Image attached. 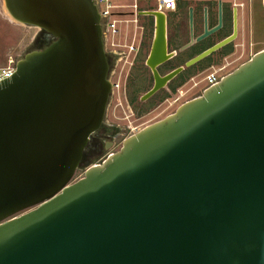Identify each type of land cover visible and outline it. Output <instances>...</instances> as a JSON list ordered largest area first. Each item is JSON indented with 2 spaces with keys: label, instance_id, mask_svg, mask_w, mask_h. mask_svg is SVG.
Segmentation results:
<instances>
[{
  "label": "water",
  "instance_id": "95a60500",
  "mask_svg": "<svg viewBox=\"0 0 264 264\" xmlns=\"http://www.w3.org/2000/svg\"><path fill=\"white\" fill-rule=\"evenodd\" d=\"M51 37L0 80V264H264V48L71 182L111 85L94 0H2ZM192 37L198 42L222 23ZM160 46L147 63L160 77ZM233 32L189 59L192 66ZM167 58V57H166Z\"/></svg>",
  "mask_w": 264,
  "mask_h": 264
},
{
  "label": "flooded vegetation",
  "instance_id": "af4514ba",
  "mask_svg": "<svg viewBox=\"0 0 264 264\" xmlns=\"http://www.w3.org/2000/svg\"><path fill=\"white\" fill-rule=\"evenodd\" d=\"M217 2L218 0H200L192 4L188 0H178L172 16L161 12L165 23V59L155 66V70L160 77H164L178 67L182 69L165 85L144 99L143 96L155 86L153 69L148 65L147 60L154 45L161 48V30L154 15L141 14V12L154 11L152 8H139L136 4L135 11L132 9L127 12L125 16H135L133 29L128 33L130 39H121L119 46L105 49L107 77L111 85L107 106L112 109L109 112L112 120L102 123L90 136L82 160L87 156V152L99 155L111 142L123 141L128 135L133 134L137 125L158 121L191 98L200 95L205 89L203 77L194 81L192 68L195 67L196 70L200 68V73L218 69L219 74L224 73L219 77H223L236 68L232 65L244 56V53L253 55L251 42L234 43L239 36L238 9L235 8L236 37L194 65L185 66L189 59L232 34L234 6L231 1L221 0V27L208 37L190 45L189 10L192 9V37L195 39L204 32L205 20L208 29L218 24ZM195 25L198 27L197 33H195ZM50 40L51 37L44 33L38 41L47 43ZM194 87L198 90L196 92L194 90L192 92L194 96L190 97ZM167 110H170V113L163 115Z\"/></svg>",
  "mask_w": 264,
  "mask_h": 264
},
{
  "label": "rangeland",
  "instance_id": "374dc122",
  "mask_svg": "<svg viewBox=\"0 0 264 264\" xmlns=\"http://www.w3.org/2000/svg\"><path fill=\"white\" fill-rule=\"evenodd\" d=\"M188 1L194 4L195 2L200 0H188ZM223 1L233 2V0H228V1L223 0ZM235 1L242 2L243 8H238L237 24H238L239 36L234 41V43H242L243 41V43L246 44L245 43L246 41L251 42L253 45L252 52L254 54L260 49L264 48V6L261 5L260 0H235ZM113 3L121 4V5H129V4H133L134 0H113ZM136 3L138 4L139 8H153L155 6L154 0H137ZM3 9H4L3 1L0 0V66L4 65L5 60L9 55L18 60L26 52L35 49H41L45 45L44 41L41 42L38 41L39 37H41L42 34L44 35V32L39 31L37 28L34 27L25 26L22 24L20 25L19 23L18 24L12 23L5 16ZM131 9L132 8L128 6L115 9L117 13L115 15V18L117 19L133 18L132 16H125L127 12L130 11ZM166 13L168 16H172L174 14V12H166ZM123 28L124 25L122 26V29ZM131 29H133L132 23L129 24V30ZM197 32H198V27L195 25V33ZM241 33H243V36H241ZM129 37H130L129 34H127L125 39L129 40L130 39ZM121 39H123V33L120 34V36H118V40L121 41ZM251 56L252 55H250L249 53L248 54L244 53V56H242L238 61H236V63H234L232 67L236 66L237 68L240 64L247 61ZM207 72L208 71L200 73V68L196 70L195 67L191 69V74L195 75L193 76L194 81L200 80ZM222 74L220 73L218 74V76L219 75L221 76ZM194 90L196 92V90H198L197 87H194V89L191 90L190 97L194 96V93H192ZM111 110L112 109L109 108L108 106L106 107L103 123H107L110 120H112V117L110 116L109 113ZM166 113H170V110L165 111L163 115ZM146 125H137L134 132L142 129ZM121 146H122V141H115V142H111V144L107 148H103L99 155L91 154L87 152V156L80 162L78 168L75 170L73 177L71 178V182H74L80 179L81 177H83L85 169L87 167L94 164H100L103 160H105V158H107L108 155L118 151Z\"/></svg>",
  "mask_w": 264,
  "mask_h": 264
},
{
  "label": "built area",
  "instance_id": "2783aa9c",
  "mask_svg": "<svg viewBox=\"0 0 264 264\" xmlns=\"http://www.w3.org/2000/svg\"><path fill=\"white\" fill-rule=\"evenodd\" d=\"M97 6L98 12L101 18V27L103 34L104 49H113L120 45V40L118 36L123 33V39L129 33V24L135 22V16L131 19H117L115 18L116 10L123 8L124 6L131 7L135 11V5L137 0H134L133 4L121 5L114 4L113 0H94ZM154 11L158 12H173L176 8L178 0H154ZM234 8H242L243 4L241 2H236L233 0ZM261 5L264 6V0H260ZM131 9V10H132ZM125 13V12H124ZM124 15V14H122ZM124 28L122 29V26ZM131 46H129L130 48ZM17 59L12 56H8L5 60L4 65L0 66V80L8 77L15 71ZM218 69H212L208 71L202 78V82L205 84V88L217 83L221 77L218 76Z\"/></svg>",
  "mask_w": 264,
  "mask_h": 264
},
{
  "label": "bare ground",
  "instance_id": "6f19581e",
  "mask_svg": "<svg viewBox=\"0 0 264 264\" xmlns=\"http://www.w3.org/2000/svg\"><path fill=\"white\" fill-rule=\"evenodd\" d=\"M4 13H5V15L9 18V20H13L12 18H11V16L6 12V10H4L3 11ZM14 21V20H13ZM16 22V21H15ZM16 23H18V22H16Z\"/></svg>",
  "mask_w": 264,
  "mask_h": 264
},
{
  "label": "crops",
  "instance_id": "0c3cea01",
  "mask_svg": "<svg viewBox=\"0 0 264 264\" xmlns=\"http://www.w3.org/2000/svg\"><path fill=\"white\" fill-rule=\"evenodd\" d=\"M242 3V2H241ZM243 8V7H242ZM3 11H4V9H3ZM5 14V13H4ZM6 16V15H5ZM7 17V16H6ZM7 19L9 20V18L7 17ZM12 23H16L15 21H13V20H10ZM16 24H18V23H16ZM21 25V24H20Z\"/></svg>",
  "mask_w": 264,
  "mask_h": 264
},
{
  "label": "trees",
  "instance_id": "16d2710c",
  "mask_svg": "<svg viewBox=\"0 0 264 264\" xmlns=\"http://www.w3.org/2000/svg\"><path fill=\"white\" fill-rule=\"evenodd\" d=\"M48 42H49V41H48ZM48 42H47V43H48ZM47 43H45V45H44L43 47H45V46L47 45ZM43 47H42V48H43Z\"/></svg>",
  "mask_w": 264,
  "mask_h": 264
}]
</instances>
